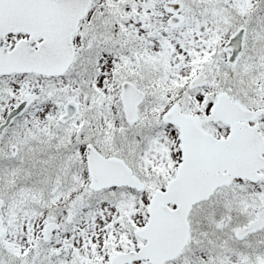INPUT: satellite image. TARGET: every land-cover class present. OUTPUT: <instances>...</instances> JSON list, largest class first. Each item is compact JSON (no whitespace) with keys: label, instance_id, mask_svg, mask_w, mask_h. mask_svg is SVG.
<instances>
[{"label":"snow or ice","instance_id":"1","mask_svg":"<svg viewBox=\"0 0 264 264\" xmlns=\"http://www.w3.org/2000/svg\"><path fill=\"white\" fill-rule=\"evenodd\" d=\"M0 264H264V0H0Z\"/></svg>","mask_w":264,"mask_h":264}]
</instances>
